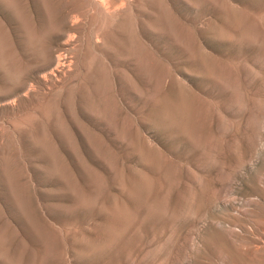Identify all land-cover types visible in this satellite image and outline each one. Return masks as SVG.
Returning a JSON list of instances; mask_svg holds the SVG:
<instances>
[{
	"label": "rangeland",
	"instance_id": "374dc122",
	"mask_svg": "<svg viewBox=\"0 0 264 264\" xmlns=\"http://www.w3.org/2000/svg\"><path fill=\"white\" fill-rule=\"evenodd\" d=\"M0 264H264V0H0Z\"/></svg>",
	"mask_w": 264,
	"mask_h": 264
},
{
	"label": "bare ground",
	"instance_id": "6f19581e",
	"mask_svg": "<svg viewBox=\"0 0 264 264\" xmlns=\"http://www.w3.org/2000/svg\"><path fill=\"white\" fill-rule=\"evenodd\" d=\"M61 59V58H60ZM59 57H58V60L56 61V64L58 66V68L60 67L59 65H63V62L60 63V60ZM55 61V60H54ZM62 67V66H61ZM57 68V67H56ZM54 78V77H53Z\"/></svg>",
	"mask_w": 264,
	"mask_h": 264
}]
</instances>
